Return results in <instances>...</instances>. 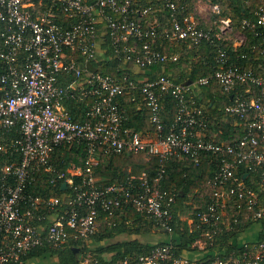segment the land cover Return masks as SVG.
<instances>
[{
	"label": "built area",
	"instance_id": "2783aa9c",
	"mask_svg": "<svg viewBox=\"0 0 264 264\" xmlns=\"http://www.w3.org/2000/svg\"><path fill=\"white\" fill-rule=\"evenodd\" d=\"M211 7L221 14L219 3ZM255 13L257 19H244L243 26L264 27V0ZM214 23L206 26L193 16L188 2L178 0H0V264L20 263L29 250L44 244L59 247L71 239L84 244L96 232L101 212L113 215L134 207L161 229L172 231L177 193L161 182L168 162L178 155H188L197 164L204 153L216 155L215 171L208 179L213 197L203 207L191 202V223L198 219L199 225L211 224L217 230L229 205L262 216L264 65L261 61L254 69L231 61L218 42L233 29L231 18ZM245 39L246 35L235 45ZM105 41L119 60L120 75L95 67L110 59ZM203 43L214 48L215 63L211 72L194 81L140 72L180 60V51L163 47L187 44L198 50ZM255 50H260L264 62L263 42ZM211 83L230 97L222 120L238 128L239 135L231 142L216 140L221 131L209 137V112L198 103L196 92ZM123 95L139 97L152 128L143 131L127 125ZM167 97L176 103L170 122ZM77 98L89 99L83 120L74 118L67 106ZM78 142L86 150L84 165L56 170L52 161L56 148ZM140 153L158 159L153 173L129 167L115 181L96 174L103 156ZM242 165L247 169L241 170ZM48 170L56 171L52 182L66 183L65 196L28 191ZM249 170L259 172L257 188L245 180ZM50 216L52 221L44 224ZM234 219L240 221V211ZM79 264L104 262L86 251ZM113 264L196 262L163 244L121 256ZM209 264H264V240L246 244L239 254L217 255Z\"/></svg>",
	"mask_w": 264,
	"mask_h": 264
},
{
	"label": "trees",
	"instance_id": "16d2710c",
	"mask_svg": "<svg viewBox=\"0 0 264 264\" xmlns=\"http://www.w3.org/2000/svg\"><path fill=\"white\" fill-rule=\"evenodd\" d=\"M189 3V10H192L190 0H178V3ZM219 3L221 13L225 17L231 18V23L239 28L246 35L243 43L235 45L232 39L224 37L221 47L225 49L229 58L233 62L243 64L246 68L258 69V64L262 61L260 50L253 51V47L264 41L262 33L264 27L257 26L254 29L243 26V20L255 21L257 19L256 9L263 0H213ZM103 47L107 48V56L103 62H97L95 67L103 73L115 72L120 75L119 60L111 45L107 41L103 42ZM187 44H177L175 46L163 47L167 51H180L182 56L178 62L167 63L164 66L156 64L149 70H140L143 73H166L178 82L194 81L199 76L211 72L214 60V48L207 43H203L197 50L186 48ZM247 54V57H242ZM130 66V65H129ZM131 67V66H130ZM129 67V68H130ZM164 67V68H162ZM131 71V70H129ZM199 104L207 106L209 114V137H213L216 132L218 142H231L238 137L237 127H232L228 122L222 120L224 114L222 108L229 100L223 88L216 84L201 86L196 92ZM168 111V122L173 117L176 109L175 100L166 98ZM80 99L69 101V107L74 118L83 120L87 116V101ZM121 105L128 115L127 125L137 130L147 131L152 128L148 119V109L140 102L139 97L135 100L129 95L120 97ZM86 150L83 143L64 144L57 147L52 154V161L56 170L66 171L72 166H83ZM157 158L146 159L145 153L140 154H113L103 156L100 163L96 165V174L102 176L107 181L122 179L128 173V165L134 172L142 169L155 171ZM216 155L204 153L200 163H195L194 159L188 155H178L172 157L167 164V172L162 180V186L177 193L176 202L173 204V230L161 229L156 221L146 213L137 211L134 207H128L113 215L105 212L100 214V222L96 232L91 235L84 244L82 241L71 239L68 244L59 247H51L49 244L32 248L21 257V262L17 264H79L84 252L89 251L98 256L104 264L113 262L124 255L134 252H147L157 245L171 244L174 252L183 257L196 262V264H209L210 260L217 255L227 256L231 253L239 254L246 247V244H255L264 240V212L261 217H253V212L235 208L229 205L225 215L217 221L215 226L211 224H198V219L189 223L183 219V208L185 200L193 193V203L200 207L207 205L213 197V187L208 183V179L215 171ZM247 167L242 165L241 170ZM245 177L246 182L253 187H258L259 172L248 171ZM55 170L45 171L38 176L33 184L28 187V191L33 194H40L44 197L65 196L67 193L61 182H52ZM243 175V174H242ZM78 180V176H76ZM264 204V193L261 194ZM192 208V204H188ZM241 213L239 222H235L237 212ZM53 216L47 218L44 224H49ZM105 223V224H104ZM102 224V225H101ZM102 228V229H101ZM199 240L205 242L204 247H200ZM79 248L75 249V248Z\"/></svg>",
	"mask_w": 264,
	"mask_h": 264
},
{
	"label": "rangeland",
	"instance_id": "374dc122",
	"mask_svg": "<svg viewBox=\"0 0 264 264\" xmlns=\"http://www.w3.org/2000/svg\"><path fill=\"white\" fill-rule=\"evenodd\" d=\"M190 2L192 5L191 11L193 12V16L197 17V19L202 21L206 26H213L215 24L214 22L216 19L224 17L223 13L218 15L212 11L211 5L213 4V0H190ZM224 37H227V38L230 37L232 41L235 43L236 39L238 38L243 39L245 37V34L243 33L241 29L233 26V29H229L225 33ZM128 167H131V165L130 166L128 165ZM193 196H194L193 193L189 194V197L187 198V200H185V205L183 208V212H185L184 215L188 217L192 216L193 208H191V206L188 204H191L193 200L192 199Z\"/></svg>",
	"mask_w": 264,
	"mask_h": 264
},
{
	"label": "crops",
	"instance_id": "0c3cea01",
	"mask_svg": "<svg viewBox=\"0 0 264 264\" xmlns=\"http://www.w3.org/2000/svg\"><path fill=\"white\" fill-rule=\"evenodd\" d=\"M239 40H240L239 38L236 39V42L235 43H237ZM181 217L183 219H187L189 223H191V221H192V218H189L188 216H185L184 214H181ZM204 245H205V242L203 240H200L199 241V246L202 248V247H204Z\"/></svg>",
	"mask_w": 264,
	"mask_h": 264
},
{
	"label": "water",
	"instance_id": "95a60500",
	"mask_svg": "<svg viewBox=\"0 0 264 264\" xmlns=\"http://www.w3.org/2000/svg\"><path fill=\"white\" fill-rule=\"evenodd\" d=\"M189 82H190V80H188V81H187V83H189ZM231 97H232V95H231ZM63 186L65 187V186H66V183H64V184H63ZM75 249H78V250H79V248H78V247H77V248H75Z\"/></svg>",
	"mask_w": 264,
	"mask_h": 264
}]
</instances>
